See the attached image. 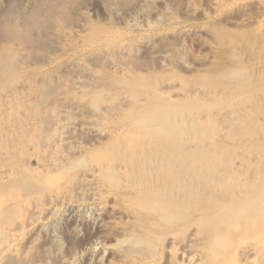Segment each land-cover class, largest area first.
<instances>
[{
    "label": "rangeland",
    "instance_id": "obj_1",
    "mask_svg": "<svg viewBox=\"0 0 264 264\" xmlns=\"http://www.w3.org/2000/svg\"><path fill=\"white\" fill-rule=\"evenodd\" d=\"M28 1L19 16L35 0ZM205 2L47 0L50 16L42 20L36 12L26 31L16 27L12 35L2 32L3 12L10 19L18 0H0V232L12 228L22 254L4 264H214V257L264 264V241H256L264 228V27L239 30L224 22L256 14L250 2L209 23L199 15ZM57 124L75 146H56ZM35 155L52 156L53 164L32 171ZM85 176L93 194L70 193L65 204H45L46 195L68 191L73 179ZM34 206L47 223L18 229ZM198 216L205 224L196 225Z\"/></svg>",
    "mask_w": 264,
    "mask_h": 264
},
{
    "label": "bare ground",
    "instance_id": "obj_2",
    "mask_svg": "<svg viewBox=\"0 0 264 264\" xmlns=\"http://www.w3.org/2000/svg\"><path fill=\"white\" fill-rule=\"evenodd\" d=\"M13 1H15V0H13ZM51 1H54V0H51ZM61 1V0H60ZM100 1V0H99ZM107 1V3L108 2H112V0H106ZM130 1V0H129ZM169 1V0H168ZM198 1V0H197ZM17 2V1H16ZM32 2V1H31ZM65 2V1H64ZM121 2V1H120ZM119 2V3H120ZM136 2V1H135ZM200 2V1H199ZM246 2H248V5H249V2H250V4H251V6H255V10H256V14H249V13H247V14H243V13H241L240 15H242V16H240L239 18H237V19H232V20H224V22L226 23V25H230V26H232V27H234L235 29H242V28H245V27H248V26H250L251 27V25H255L254 27H264V0H206V7L204 8V6H203V8L204 9H201L200 8V11H199V15H200V18H202V19H204V20H206V21H209V19H211L210 21H212V18H211V16H213V17H217V15L218 16H220L219 18H220V20H221V15L222 14H224V16H225V14H227V13H229V12H232L233 11V8H237V10H239L240 8H244V6H247V5H245V3ZM6 3V2H5ZM29 1L28 0H18V3H16V6H14V7H16L17 8V10H16V12L15 13H13V15L11 16H9L10 17V19H8L7 18V11L4 13L2 10V12H3V15H4V18L5 19H1V21H3V24H7L6 25V27H3V28H5L4 30H2L3 28H1V30H2V32L3 31H7L8 32V30H10L11 29V33H12V30H13V33H14V31L15 30H17V28L19 27V28H23V29H25V31L28 29V20L29 21H32V20H30V19H32V17L36 14V12H38V17H41V19L42 18H45L46 17V15L47 16H50L48 13L49 12H47V10L49 9H47V4L48 3H50V2H48L47 3V0H35L34 2H32L31 4H33L32 6H31V8L29 9V10H24L25 11V13H20V16H22V17H20L19 16V14H18V10H21V8L23 9L24 7H26V5H29ZM202 3V2H201ZM8 4V3H7ZM51 4H53V2L51 3ZM191 4V3H190ZM190 4H188V6H185L187 9H186V11H188L190 8H191V6H189ZM0 5H2V4H0ZM5 5V4H4ZM15 5V4H14ZM50 5V4H49ZM54 5V4H53ZM119 5V4H118ZM132 5V4H131ZM140 5V4H139ZM183 5V4H182ZM181 5V6H182ZM45 6H46V8H45ZM52 6V5H51ZM123 6V5H122ZM126 6H127V4H126ZM149 6V5H148ZM250 6V5H249ZM12 7V6H11ZM124 7H125V5H124ZM248 7V6H247ZM8 8V7H7ZM15 8V9H16ZM45 8V9H44ZM148 8V7H147ZM246 8V7H245ZM4 9H6V8H4ZM8 9H10L11 10V8L9 7ZM7 9V10H8ZM13 9V8H12ZM144 9V8H143ZM247 9V8H246ZM254 9V8H253ZM163 10V9H162ZM236 9H235V11H237ZM241 10V9H240ZM5 11V10H4ZM12 11V10H11ZM11 11H9L8 10V12H11ZM51 11V14L52 13H54L53 12V10H50ZM55 11V10H54ZM78 11H79V9H78ZM132 11V10H131ZM241 11H244L243 9L241 10ZM2 12H0V13H2ZM13 12V11H12ZM21 12V11H20ZM138 12V11H137ZM181 11L179 10V13H180ZM189 12H191L190 10H189ZM238 12H240V11H238ZM237 12V13H238ZM250 12V11H249ZM254 12V11H253ZM253 12H250V13H253ZM69 13V12H68ZM141 13V12H140ZM233 13V12H232ZM244 13H246V12H244ZM138 14V13H137ZM144 14V13H143ZM142 14V15H143ZM147 14V13H146ZM150 14V13H149ZM1 15V14H0ZM3 15H1L2 17H3ZM25 15L27 16V17H25ZM76 15V14H75ZM128 15V14H127ZM77 16V15H76ZM124 16H125V14H124ZM143 16H146V15H143ZM230 16H232V17H234V14H230ZM229 16V17H230ZM239 16V15H238ZM56 17V16H55ZM83 17V16H82ZM81 17V18H82ZM132 17V16H131ZM130 17V18H131ZM193 17V16H192ZM199 17V16H198ZM22 18V19H21ZM57 18V17H56ZM222 18H224L223 16H222ZM226 18H228V17H226ZM226 18H224V19H226ZM21 19V20H20ZM39 19V18H38ZM75 19V18H74ZM83 19H85V18H83ZM43 20V19H42ZM76 20V19H75ZM79 20V19H78ZM149 20V19H148ZM223 20V19H222ZM210 21H209V23H210ZM217 21H219V19L217 20ZM44 22V21H43ZM221 21H219V23H220ZM224 22H222V23H224ZM1 23V22H0ZM9 23H12V24H9ZM35 23H36V21H35ZM44 23H46V22H44ZM146 23H147V21H146ZM213 23H215V22H212V24ZM221 23V24H222ZM30 24V23H29ZM43 24V23H42ZM217 24V23H216ZM2 25V24H1ZM32 25V24H31ZM40 25V24H39ZM48 25V24H47ZM46 25V26H47ZM49 25H51V24H49ZM143 25H144V23H143ZM142 25V26H143ZM205 25V24H204ZM207 25H210V24H207ZM219 25V24H218ZM3 26V25H2ZM69 26V25H68ZM73 26V25H72ZM215 26V25H214ZM8 27H11V28H8ZM17 27V28H16ZM74 27V26H73ZM205 27V26H204ZM208 27V26H207ZM29 28H32V27H29ZM194 28V27H193ZM252 28H253V26H252ZM52 29V28H51ZM63 29H64V27H63ZM65 29H68V28H66L65 27ZM198 29V28H197ZM250 29V28H249ZM254 29V28H253ZM258 29V28H257ZM256 29V30H257ZM19 30V29H18ZM21 30V29H20ZM35 30V29H34ZM251 30V29H250ZM38 30H36V32H37ZM249 31V30H248ZM252 31V30H251ZM255 31V30H254ZM17 32V31H16ZM23 32H24V30H23ZM35 32V31H34ZM201 32V31H200ZM199 32V33H200ZM206 32H207V30H206ZM242 32V31H241ZM247 32V31H246ZM250 32V31H249ZM257 32H259V31H257ZM10 33V34H11ZM13 33H12V35H13ZM28 33V32H27ZM195 33V32H194ZM1 34H3V33H1ZM4 34H6V36H8L9 37V35H7L8 33H6V32H4ZM45 34V33H44ZM49 34V33H48ZM197 34H198V32H197ZM204 34V33H203ZM245 34H247V33H245ZM16 35V34H15ZM29 35V34H28ZM46 35H47V33H46ZM51 35V34H50ZM59 35V34H58ZM208 35H209V33H208ZM5 36V37H6ZM11 36V35H10ZM21 36V35H20ZM48 36V35H47ZM253 36V35H252ZM257 36V35H256ZM2 37V36H1ZM13 37V36H12ZM16 37V36H15ZM26 37V36H25ZM43 37V36H42ZM209 37H211V36H209ZM21 38V37H20ZM30 38V37H29ZM34 38V37H33ZM1 39V38H0ZM7 39H9V38H7ZM6 39V40H7ZM16 39V38H15ZM36 39V38H35ZM38 39V38H37ZM11 40H13V38H11ZM217 40V39H216ZM9 41V40H8ZM7 41V42H8ZM16 41H18V39H16ZM24 41V40H23ZM26 41H27V39H26ZM26 41H24V42H26ZM158 41V40H157ZM172 41V40H171ZM219 41V40H218ZM2 42H3V39H2ZM20 42H22V38H21V40H20ZM216 42V41H215ZM255 42V41H254ZM13 43V42H12ZM19 43V42H18ZM23 43V42H22ZM29 43V42H28ZM42 43V42H41ZM204 43H206V42H204ZM9 45L11 44V43H8ZM21 45V44H20ZM23 45V44H22ZM33 45V44H32ZM46 45V44H45ZM7 46V45H6ZM13 46V45H12ZM27 47L29 46L28 44L26 45ZM34 46V45H33ZM32 46V47H33ZM5 47V46H4ZM39 47V46H38ZM252 47H253V45H252ZM3 48V47H2ZM23 48V47H22ZM148 49V48H147ZM7 50V49H6ZM5 50V51H6ZM120 50V49H119ZM122 50V49H121ZM120 50V51H121ZM206 50V49H205ZM3 51V50H2ZM116 51V50H115ZM140 51V50H139ZM156 52V51H155ZM2 53H4V51L2 52ZM6 53V52H5ZM117 53H119V52H117ZM116 53V54H117ZM121 53V52H120ZM126 53V52H125ZM141 53V52H140ZM168 53V52H167ZM173 53V52H172ZM260 53V52H259ZM7 54V53H6ZM115 54V53H114ZM115 54V55H116ZM8 55L9 54H7L6 56L8 57ZM38 55V54H37ZM125 55V54H124ZM116 56H120V55H116ZM0 57H2V56H0ZM3 57H5V56H3ZM17 57V56H16ZM163 57V56H162ZM116 58H118V57H116ZM137 58V57H136ZM135 58V59H136ZM12 59V58H11ZM21 59V58H20ZM119 59V58H118ZM152 59V58H151ZM120 60V59H119ZM124 60H125V58H124ZM137 60V59H136ZM143 60H145V59H143ZM168 60V59H167ZM36 61V60H35ZM108 61V60H107ZM146 61V60H145ZM155 61H157V60H155ZM1 62H3V61H1ZM127 61L125 60V61H123V63H126ZM129 62V61H128ZM159 62V61H158ZM177 62V61H176ZM13 63V62H12ZM107 63V62H106ZM108 63H109V61H108ZM117 63V62H116ZM122 63V62H121ZM140 63V62H139ZM155 63V62H154ZM178 63V62H177ZM111 64V63H110ZM160 64V63H159ZM183 64V63H182ZM6 65H8V64H6ZM13 65V64H12ZM121 65V64H120ZM126 65V64H125ZM118 66V65H117ZM121 66H123L124 67V64L123 65H121ZM139 66V65H138ZM185 66V65H184ZM2 67V66H1ZM0 67V68H1ZM8 67V66H7ZM10 67V66H9ZM109 67V66H108ZM116 67V66H115ZM114 67V68H115ZM155 67H157V66H155ZM117 68V67H116ZM125 68V67H124ZM109 69V68H108ZM119 69H120V66H119ZM183 69V68H182ZM125 70V69H124ZM115 71V70H114ZM1 72V71H0ZM86 72V71H85ZM121 72H122V70H121ZM124 72V71H123ZM122 72V73H123ZM81 73V72H80ZM121 73V74H122ZM6 80V79H5ZM66 80V79H65ZM20 83V82H19ZM18 83V84H19ZM65 83V82H64ZM83 83V82H82ZM57 84H58V82H57ZM173 84V83H172ZM26 85V84H25ZM184 85V84H183ZM13 86V85H12ZM24 86V85H23ZM27 87V86H26ZM164 87V86H163ZM161 88V87H160ZM185 88V87H184ZM16 90H17V88H16ZM4 91V90H3ZM53 91V90H52ZM190 91V90H189ZM199 91V90H198ZM198 91H197V93H198ZM17 92V91H16ZM7 94H8V92H7ZM182 94V93H181ZM243 94V93H242ZM198 96V95H197ZM10 97V96H9ZM99 97V96H98ZM169 97V96H168ZM4 98V97H3ZM220 99V98H219ZM36 100V99H35ZM43 100V99H42ZM62 100V99H61ZM215 100V99H214ZM64 101V100H63ZM123 101V100H122ZM142 101V100H141ZM221 101V100H220ZM125 102V101H124ZM37 103H38V101H37ZM120 103V102H119ZM127 103V102H126ZM63 104V103H62ZM176 104V103H175ZM173 107V106H172ZM209 108V107H208ZM62 109V108H61ZM110 109V108H109ZM114 109H115V107H114ZM183 110V109H182ZM181 110V111H182ZM66 111V110H65ZM184 111V110H183ZM128 112H130V111H128ZM73 113H75V112H73ZM78 113H80V112H78ZM50 114H52V113H50ZM59 114V113H58ZM68 114V113H67ZM152 114V113H151ZM48 114H46V116H47ZM54 115V114H53ZM56 115H57V113H56ZM65 115V114H64ZM69 115V114H68ZM135 115H137V114H135ZM180 115V114H179ZM52 116V115H51ZM74 115L72 114V117H73ZM130 116V115H129ZM138 116V115H137ZM40 117V116H39ZM45 117V116H44ZM65 117H66V115H65ZM64 117V118H65ZM78 117V116H77ZM133 117H134V114H133ZM142 117V116H141ZM141 117H139V118H141ZM59 118V117H58ZM48 119V118H47ZM51 119V118H50ZM65 119H67V118H65ZM138 119V118H137ZM172 119V118H171ZM3 120V119H2ZM64 120V119H63ZM57 121H58V119H57ZM128 121V120H127ZM136 121V120H135ZM138 121V120H137ZM73 122V121H72ZM82 122V121H81ZM90 122V121H89ZM125 122V121H124ZM130 122V121H129ZM133 122V121H132ZM175 122V121H174ZM258 122V121H257ZM39 123H41V122H39ZM58 123V122H57ZM74 123V122H73ZM259 123V122H258ZM42 124V123H41ZM78 124V123H77ZM89 124V123H88ZM93 125H94V123H92ZM60 125V124H59ZM75 124H73V126H74ZM83 125V124H82ZM81 125V126H82ZM85 126L87 125V124H84ZM54 126V125H53ZM52 126V127H53ZM66 126V125H65ZM68 126H70L69 124H68ZM77 126V125H76ZM80 126V125H79ZM79 126H78V128H79ZM80 126V127H81ZM92 126V125H91ZM137 126V125H136ZM191 126V125H190ZM193 126V125H192ZM42 127H44V126H42ZM48 127V126H47ZM64 127V126H63ZM63 127L62 126H59L58 127V124H57V128H56V130H55V134H56V138H58V144L56 145V144H54V145H56L57 147H59V146H65V147H69V146H75L74 145V142L72 143V145H69V144H71V143H69L68 141H66V139H63L62 138V134H64V131H62L63 130ZM71 127V126H70ZM124 127V126H123ZM65 128V127H64ZM73 128V127H72ZM72 128H70V129H72ZM86 128V127H85ZM40 129H41V126H40ZM70 129H67L68 131H70ZM75 129V128H74ZM42 130V129H41ZM66 130V131H67ZM83 130H84V128H83ZM86 130V129H85ZM117 130V129H116ZM194 130V129H193ZM73 131V130H72ZM78 132V131H77ZM260 132V131H259ZM42 133H44V132H41V134ZM66 135L68 134V133H65ZM64 134V135H65ZM74 134V133H73ZM133 134V133H132ZM151 134V133H150ZM69 135H70V133H69ZM116 135V134H115ZM118 135V134H117ZM254 135H256V134H254L253 133V136ZM41 136V135H40ZM44 136V135H43ZM120 136H122L121 134H120ZM119 136V137H120ZM182 136H183V138H187V137H189V133L188 132H183V134H182ZM71 137V136H70ZM70 137H68V138H70ZM73 137V136H72ZM77 137V136H76ZM118 137V138H119ZM132 137V136H131ZM100 138V137H99ZM50 139V138H49ZM54 139V138H53ZM52 139V140H53ZM87 139V138H86ZM93 139V138H92ZM91 139V140H92ZM252 139V138H251ZM43 140V139H42ZM47 140H48V138H47ZM55 140V139H54ZM109 140V139H108ZM113 140V139H112ZM124 140H128V139H125L124 138ZM73 140H71L70 142H72ZM76 141H78V140H76ZM76 141H75V143H76ZM115 141V140H114ZM140 141V140H139ZM44 142V141H43ZM49 142H51V141H49ZM60 142H65V143H63V144H60ZM101 142V141H100ZM110 142H112L111 140H110ZM126 142V141H125ZM164 142V141H163ZM169 142V141H168ZM46 143H47V141H46ZM53 143V142H52ZM56 143V142H55ZM103 143V142H102ZM109 143V142H108ZM117 143H118V140H117ZM165 143V142H164ZM38 144H39V142H38ZM51 144V143H50ZM77 144H79L78 142H77ZM106 144V143H105ZM137 144H139V143H137ZM37 145V144H36ZM42 145H44V144H41V148H42ZM52 145V144H51ZM68 145V146H67ZM94 145V144H93ZM50 146V145H49ZM90 146V145H89ZM91 146H92V144H91ZM101 146V145H100ZM104 146V145H103ZM110 146V145H109ZM128 146V145H127ZM13 147H14V145H13ZM37 147V146H36ZM39 147V146H38ZM99 147V146H98ZM137 147V146H136ZM144 147V146H143ZM14 148H16V147H14ZM34 148V147H33ZM32 148V149H33ZM47 148V147H46ZM50 148V147H49ZM62 148V147H61ZM69 148H71V147H69ZM140 148H142V147H140ZM65 149V148H64ZM99 149V148H98ZM98 149L96 150V151H98ZM101 149V148H100ZM202 149V148H201ZM48 150V149H47ZM47 150H45V151H43V152H46ZM51 150H53L52 148H51ZM76 150V149H75ZM113 150V149H112ZM121 150V149H120ZM142 150V149H141ZM54 151H56V150H54ZM57 151H58V149H57ZM56 151V152H57ZM61 151V150H60ZM65 152H66V150H64ZM104 151V150H103ZM102 151V152H103ZM202 151V150H201ZM85 152V151H84ZM83 152V153H84ZM127 152H128V150H127ZM135 152V151H134ZM53 153H55V152H53ZM67 153V152H66ZM77 153H78V151H77ZM89 153V152H88ZM94 153V152H93ZM51 154H52V152H51ZM58 154V153H57ZM57 154H55V156L57 155ZM60 154H62V153H60ZM72 154V153H71ZM74 154V153H73ZM72 154V155H73ZM76 154V153H75ZM104 154V153H103ZM52 155H54V154H52ZM62 155H66V154H62ZM67 155H69V154H67ZM66 155V156H67ZM91 155H92V157L91 158H95V156H96V154H92L91 153ZM95 155V156H94ZM107 155V154H106ZM126 155V154H125ZM36 156V155H35ZM44 156H45V154H44ZM51 156V155H50ZM49 156V157H50ZM55 156H54V158H55ZM58 156V155H57ZM56 156V157H57ZM66 156H64V157H66ZM70 156V155H69ZM89 155H87V157H88ZM103 156H105V155H103ZM27 157V156H26ZM41 157V156H40ZM52 157V156H51ZM51 157L50 158H48L47 156L46 157H41V158H37V156L35 157V165H36V167L34 168V167H32L31 166V170L32 171H35L34 169H46L49 165H50V163H52L53 164V161L51 160ZM61 157V156H60ZM63 157V158H64ZM71 157V156H70ZM84 157V156H83ZM90 157H88V158H90ZM98 156H96V158H97ZM258 157V156H257ZM95 158V159H96ZM143 158V157H142ZM34 159V158H33ZM32 159V160H33ZM31 160V161H32ZM93 160V159H92ZM143 160V159H142ZM145 160V159H144ZM185 160V159H184ZM188 160V159H187ZM25 161V160H24ZM55 161V160H54ZM65 161V160H64ZM23 162V161H22ZM56 162V161H55ZM60 162H63V160L62 161H60ZM90 162H93V161H90ZM26 163H28V162H26ZM30 163V162H29ZM79 163V162H78ZM33 164V163H32ZM55 164V163H54ZM63 164V163H62ZM28 165V164H27ZM104 165V164H103ZM102 165V166H103ZM53 166V165H52ZM51 167V166H50ZM78 167V166H77ZM28 168H29V166H28ZM106 168V167H105ZM139 168V167H138ZM23 169V168H22ZM53 169V168H52ZM65 169V168H64ZM102 169V168H101ZM100 169V170H101ZM141 169V168H140ZM73 170V169H72ZM102 171V170H101ZM149 171V170H148ZM79 173V172H78ZM98 173V172H97ZM85 175V174H84ZM146 175H147V173H146ZM253 175V174H252ZM50 176V175H49ZM88 176V175H87ZM87 176H85L86 178H87ZM256 176H259V175H256ZM263 176V175H262ZM264 177V176H263ZM77 178V177H76ZM80 178V177H79ZM73 179L72 181H71V189L70 190H63V191H61V192H58V193H53L54 195H46V201H45V204L46 205H51V204H53V203H55L56 202V204L57 205H60V204H65V202H67V199L69 198V194L71 193L72 195L74 194L75 196H77V197H79L80 195H82L85 191H89V193H92L93 191H94V188L91 186V184H90V182H89V179L87 180V179ZM149 179V178H148ZM43 180V183H44V185L45 186H43V187H46V189H47V177H45V178H43L42 179ZM257 180V179H256ZM40 181V180H39ZM234 181H235V179H234ZM253 181V180H252ZM143 182V181H142ZM145 182V181H144ZM32 183V182H31ZM38 183V182H37ZM92 183V182H91ZM110 183V182H109ZM251 183V182H250ZM41 184V183H40ZM94 184V183H93ZM14 185V184H13ZM220 185V184H219ZM245 185V184H244ZM249 185V184H248ZM256 185V184H255ZM254 185V186H255ZM242 186H243V184H242ZM252 186H253V184H252ZM258 186V185H257ZM260 186V185H259ZM22 187H24L23 189H27V190H30L31 188H28L27 187V183L24 185V186H22ZM216 187V186H215ZM245 187V186H244ZM248 187V186H247ZM260 187H262V184H261V186ZM12 188V187H11ZM250 188V187H249ZM253 188V187H252ZM256 189H257V187H255ZM218 189H220V188H218ZM241 189H244V188H241ZM240 189V190H241ZM248 189V188H247ZM255 189V190H256ZM214 190V189H213ZM258 190V189H257ZM256 190V191H257ZM263 190V189H262ZM219 191V190H218ZM248 191V193H249V190H247ZM253 192H254V190H252ZM255 191V192H256ZM260 191V190H259ZM264 191V190H263ZM47 192V191H46ZM45 192V193H46ZM54 192V191H53ZM252 192V193H253ZM254 192V193H255ZM44 193V192H43ZM253 193V194H254ZM257 193V192H256ZM68 194V195H67ZM93 194V193H92ZM239 194V193H238ZM242 194V193H241ZM252 194V195H253ZM259 194V193H258ZM44 195V194H43ZM86 195V194H85ZM96 195H97V193H96ZM244 195V194H243ZM256 195V194H255ZM254 195V196H255ZM261 195H262V193H261ZM87 197H89L88 195H86ZM104 196V195H103ZM233 196V195H232ZM242 196V195H241ZM247 196V195H246ZM77 197H76V199H77ZM85 196L83 195V198H84ZM231 197V196H230ZM239 197V196H238ZM250 197V196H249ZM248 197V198H249ZM253 197V196H252ZM256 198H257V196H255ZM21 200H23V197H19ZM45 198V197H44ZM80 198H81V196H80ZM232 198V197H231ZM235 198V197H234ZM248 198H247V200H248ZM33 199V198H32ZM242 199V198H241ZM252 199H254V198H252ZM35 200V199H34ZM74 200V199H73ZM80 200V199H79ZM95 200V199H94ZM94 200H93V202H94ZM232 200V199H231ZM240 200V199H239ZM249 200H250V198H249ZM44 201V200H43ZM55 201V202H54ZM238 201V200H237ZM246 201V200H245ZM99 202V201H98ZM107 202V201H106ZM105 202V203H106ZM189 202V201H188ZM247 202V201H246ZM35 203V202H34ZM102 203H104V202H102ZM108 203V202H107ZM214 203V202H213ZM238 203H240V202H238ZM238 203H235V204H238ZM244 203V202H243ZM209 204V203H208ZM215 204V203H214ZM223 204V203H222ZM234 204V208L236 207V205ZM44 205V204H43ZM210 205V204H209ZM239 205V204H238ZM256 205V204H255ZM32 206H33V204H32ZM36 206V205H35ZM35 206H34V208L33 209H31L30 211H29V213L27 214V217L24 219L25 221H23L22 222V220H19V222H18V224L16 225V226H18V229H19V227L21 228V227H31V226H34V225H38L39 224V226H40V224H46V223H44L45 221H47V216L45 217V216H42V217H39V214H40V210H37V209H35ZM78 206V205H77ZM103 206H104V204H103ZM109 206V205H108ZM261 206H263V205H261ZM38 207V206H37ZM62 207V206H61ZM228 207V206H227ZM231 207V206H230ZM229 207V208H230ZM4 208H5V205L2 207L1 205H0V211L1 210H4ZM27 208V207H26ZM67 208V207H66ZM108 208V207H107ZM111 208V207H110ZM198 208V207H197ZM208 208V207H207ZM226 207H224V208H222V209H224L225 210V212H226V210L228 209H225ZM51 209V208H50ZM69 209H71L70 207H69ZM68 209V210H69ZM75 209H76V207H75ZM109 209V208H108ZM128 209V208H127ZM200 209V208H199ZM201 209H203V208H201ZM204 209H206L205 207H204ZM209 209V208H208ZM207 209V210H208ZM231 209V208H230ZM251 209V208H250ZM24 210V209H23ZM27 210H28V208H27ZM63 210V209H62ZM84 210V209H83ZM115 210V209H114ZM211 210V209H210ZM209 210V211H210ZM213 210V209H212ZM231 210H233V208L231 209ZM256 210V209H255ZM255 210H253V211H255ZM264 210V209H263ZM262 210V211H263ZM7 211V210H6ZM47 211V210H46ZM52 211V210H51ZM58 211V210H57ZM70 211V210H69ZM223 211V210H222ZM227 211H229V210H227ZM251 211V210H250ZM259 211H261V209H259ZM258 211V212H259ZM261 211V212H262ZM23 212V211H22ZM25 212V211H24ZM107 212H109V211H107ZM118 212V211H117ZM193 212V211H192ZM201 212H203L202 210H201ZM207 212V211H206ZM216 212V211H215ZM224 212V213H225ZM230 212V211H229ZM232 212V211H231ZM234 212V211H233ZM246 212H247V210H246ZM245 212V214H248V219H249V211L246 213ZM252 212V211H251ZM257 212V213H258ZM13 213V212H12ZM11 213V214H12ZM53 213V212H52ZM110 213V212H109ZM108 213V214H109ZM216 213H218V212H216ZM220 214L221 213H223V212H219ZM218 213V214H219ZM227 213V212H226ZM225 213V214H226ZM253 213V212H252ZM14 214V213H13ZM15 214H17V213H15ZM104 214V213H103ZM117 214V213H116ZM120 214V213H119ZM229 213H227V215H228ZM235 214V213H234ZM237 214V213H236ZM236 214H235V216H236ZM241 214V213H240ZM244 214V215H245ZM251 214V213H250ZM256 214V212H254V214L253 215H255ZM260 214V213H259ZM259 214H257L256 216L258 217V215ZM25 215V214H24ZM44 215H46V213L44 212ZM111 215V214H110ZM216 216V217H213L214 219H216L217 220V214H213V216ZM222 215V214H221ZM220 215V216H221ZM244 215H243V217H244ZM12 216V215H11ZM53 216V215H52ZM66 216V215H65ZM113 216V215H112ZM115 216V215H114ZM119 216V215H118ZM117 216V217H118ZM121 216V215H120ZM211 216V215H210ZM225 217H226V215H224ZM224 216H222V217H224ZM229 216H230V214H229ZM228 216V217H229ZM238 216H239V212H238ZM251 216H252V214H251ZM256 216H254L255 218H257ZM260 216V215H259ZM6 217H7V215H6ZM25 217V216H24ZM86 217V216H85ZM141 217V216H140ZM167 217V216H166ZM173 217V216H172ZM199 217V216H198ZM202 217V216H201ZM227 217V218H228ZM253 217V218H254ZM50 218V217H49ZM110 218V217H109ZM108 218V219H109ZM197 218V217H196ZM203 218H205V217H203ZM210 218V217H209ZM209 218H208V221H206L207 223L209 222V223H211L210 222V220H209ZM213 218H211V221L213 222ZM232 220H234V219H236V218H234L233 217V215H232V217H230ZM229 218V219H230ZM234 218V219H233ZM240 218V217H239ZM244 218H247L246 216L244 217ZM244 218H242V219H244ZM253 218H252V220H253ZM74 219V218H73ZM103 219V218H102ZM115 219H116V217H115ZM118 219V218H117ZM200 219H202V218H200L199 217V221H198V219H196L197 221H198V223L196 222V220H195V222L197 223L196 225H198L199 223H201L200 221ZM219 219H221V218H218V220ZM225 219V218H224ZM223 219V220H224ZM13 220V219H12ZM79 220H80V218H79ZM111 220V219H110ZM110 220H108V221H110ZM207 220V219H206ZM215 220V221H216ZM225 220H227V219H225ZM256 220V219H255ZM259 220V219H258ZM49 221V220H48ZM221 221V220H220ZM219 221V222H220ZM5 222V221H4ZM3 222V223H4ZM62 222V221H61ZM111 222V221H110ZM118 222V221H117ZM202 222H203V219H202ZM218 222V221H217ZM216 222V223H217ZM229 222V221H228ZM260 222V221H259ZM12 223H14V222H12ZM11 223V224H12ZM107 223V222H106ZM115 223V222H114ZM193 223V222H192ZM192 223H190L189 225H191ZM204 223V222H203ZM208 223V224H209ZM215 223V222H214ZM214 223H212V225H216V223L214 224ZM224 223V222H223ZM10 224V225H11ZM16 224V223H15ZM108 224V223H107ZM205 224V223H204ZM208 224H206V225H204L206 228L208 227L207 225ZM220 224V223H219ZM218 224V225H219ZM222 224V223H221ZM77 225V224H76ZM114 225V224H113ZM200 225H202V223L200 224ZM212 225H210L211 226V230L212 229H214V227L212 226ZM14 226V225H13ZM15 226V227H16ZM193 226H194V224H193ZM209 226V227H210ZM217 226V225H216ZM222 226V225H221ZM231 226V225H230ZM257 226V225H256ZM255 226V227H256ZM108 227H109V224H108ZM113 227V226H112ZM152 227V226H151ZM196 227V226H195ZM203 227V226H202ZM213 227V228H212ZM219 227V226H218ZM217 227V228H218ZM235 225H234V227H233V231H232V233L233 232H235L234 230H235ZM14 228V227H13ZM34 227H32V229H33ZM35 228H36V226H35ZM34 228V229H35ZM116 228H117V226H116ZM200 229H202L201 227H199ZM198 228V229H199ZM216 228V229H217ZM229 228V227H228ZM245 228V227H244ZM263 228V225H262V227H261V230H262V232H257L258 233V236H256V241H258V240H260V241H264L263 240V238H264V228ZM10 230H9V232H7V231H5V232H0V235H4V236H0V264H4V259L5 258H7V257H17L18 256V258H19V256H21L22 254H21V251H20V249L18 250V245H17V239H19V235H17V234H15L14 233V231H12L13 229L12 228H9ZM22 229V228H21ZM30 229V228H29ZM28 229V230H29ZM119 229V228H118ZM182 229V228H181ZM199 229V230H200ZM207 229H210V228H207ZM116 231V229H113V231ZM119 230H121V229H119ZM186 230V229H185ZM188 230V229H187ZM245 230H247V229H245ZM0 231H2V230H0ZM32 231V230H31ZM181 231H183V230H179L178 232H181ZM198 231V230H197ZM209 231V230H208ZM11 232H13V233H11ZM27 232V231H26ZM111 232V231H110ZM176 233H177V231H175ZM212 232V231H211ZM211 232L209 233V235L211 234ZM214 232V231H213ZM24 233V232H23ZM206 233V232H205ZM208 233V232H207ZM206 233V234H207ZM217 233V232H216ZM5 234H8V235H5ZM29 234H31V232L29 233ZM29 234H28V238H29ZM33 234V233H32ZM110 234V233H109ZM112 234V233H111ZM174 234V233H173ZM198 235H199V233H197ZM196 234V235H197ZM218 234V233H217ZM26 234L24 233V236H25ZM113 235V234H112ZM181 235H183V232H182V234ZM180 235V236H181ZM197 235V236H198ZM221 235V234H220ZM228 235V234H227ZM244 235H245V232H244ZM243 235V236H244ZM256 235V234H255ZM27 236V235H26ZM25 236V237H26ZM132 236V235H131ZM226 236V235H225ZM242 236V237H243ZM254 236V235H253ZM120 237H122V235L120 236ZM176 237V236H175ZM208 237V236H207ZM219 237V236H218ZM247 237H250V236H247ZM257 237H259V239L257 238ZM20 238H21V236H20ZM30 238H31V235H30ZM112 238H113V236H112ZM111 238V239H112ZM128 238V237H127ZM127 238H124L126 241H127ZM194 238H196V237H194ZM246 238V237H245ZM114 239V238H113ZM136 240H137V238H135ZM247 239V238H246ZM253 239H255L254 237H253ZM258 239V240H257ZM22 240H24V239H22ZM122 240H123V238H122ZM129 240V239H128ZM132 240H134V239H132ZM227 240V239H226ZM238 240V238L236 237V241ZM243 240H244V238H243ZM242 240V238H241V242L243 241ZM94 241V240H93ZM103 241V240H102ZM110 241V240H109ZM114 241V240H113ZM119 241V240H118ZM135 241V240H134ZM205 241H207V240H205ZM239 241V240H238ZM238 241H237V243H238ZM247 240H245V242H246ZM252 241V240H251ZM251 241H247V242H251ZM256 241H255V243H256ZM259 241V242H260ZM30 242V241H29ZM116 242V241H115ZM209 242V241H208ZM230 242V241H229ZM233 242L235 243V241L233 240ZM241 242L240 243H238V244H241ZM91 243V242H90ZM135 243V242H134ZM207 243V242H206ZM254 243V244H255ZM27 244V243H26ZM136 244V243H135ZM204 244V247H206L205 246V243H203ZM237 244V245H238ZM242 244H243V242H242ZM257 244V243H256ZM255 244V245H256ZM259 245H260V243H258ZM261 244H264V243H261ZM29 245V244H28ZM93 245V244H92ZM248 245V244H247ZM259 245H257V246H259ZM22 246V245H21ZM27 246V245H26ZM169 246V245H168ZM185 246V245H184ZM241 246V245H240ZM239 246V247H240ZM249 246V245H248ZM254 246V245H253ZM28 248H29V246H28ZM28 248H27V250H28ZM110 248V247H109ZM182 248V247H181ZM223 248V247H222ZM238 248V247H237ZM127 249V248H126ZM185 248H183V249H181V251L182 252H185V250H184ZM219 249H221V248H219ZM170 250V249H169ZM197 250H198V248H197ZM240 250V249H239ZM254 250V249H253ZM252 250V251H253ZM20 251V252H19ZM29 251V250H28ZM27 251V252H28ZM33 251V250H32ZM233 251V250H232ZM234 251H236V250H234ZM238 251V250H237ZM236 251V252H237ZM251 251V252H252ZM30 252V251H29ZM109 252V251H108ZM206 252V251H205ZM205 252H204V254H205ZM235 252V253H236ZM257 252H259V251H257ZM187 253V252H186ZM199 253V252H198ZM201 253V252H200ZM231 253V252H230ZM254 253V252H253ZM261 253V252H260ZM24 254V253H23ZM164 254V253H163ZM167 254V253H166ZM228 254V253H227ZM232 254H233V252H232ZM255 254V253H254ZM29 255V254H28ZM34 255V254H33ZM84 255V254H83ZM165 255V254H164ZM175 255H176V253H175ZM234 255V254H233ZM238 255V254H237ZM244 255H245V253H244ZM256 256H257V253L255 254ZM254 255V256H255ZM23 256H25V255H23ZM31 256V255H30ZM127 256V255H126ZM194 256V255H193ZM230 256V255H229ZM241 256V255H240ZM253 256V255H252ZM107 257V256H106ZM108 257H109V255H108ZM198 257V256H197ZM200 257V256H199ZM231 257V256H230ZM249 257V256H248ZM247 257V258H248ZM110 258H112V257H110ZM208 258H209V256H208ZM211 258H212V256H211ZM247 258H246V260H247ZM251 258H253V257H251ZM7 259H9V258H7ZM14 259V258H13ZM17 259V258H16ZM163 259H164V257H163ZM191 259H193V258H191ZM196 259V258H195ZM231 259V258H230ZM237 259V258H236ZM235 259V260H236ZM249 259V258H248ZM12 260V259H11ZM10 260V261H11ZM111 260V259H110ZM109 260V261H110ZM202 260V259H201ZM211 260V259H210ZM209 260V261H210ZM250 260V259H249ZM260 260V259H259ZM6 261H8V260H6ZM5 261V262H6ZM9 261V262H10ZM14 261V260H13ZM19 262H20V260H18ZM17 261V262H18ZM35 261H37V260H35ZM164 261V260H163ZM214 261L215 262H213L214 264H225V257H214ZM227 261V260H226ZM242 261V260H241ZM251 261V260H250ZM12 262V261H11ZM18 262V263H19ZM29 262H30V260H29ZM236 262H238L237 260H236ZM247 262V261H246ZM245 262V263H246ZM8 263V262H7ZM46 263V262H45ZM105 263V262H104ZM150 263V262H149ZM155 263V262H154ZM188 263V262H187ZM209 263V262H208ZM229 263V262H228ZM243 263V262H242ZM245 263H243V264H245ZM252 263V262H251ZM9 264V263H8ZM13 264H15V263H13ZM20 264V263H19ZM28 264V263H27ZM34 264V263H33ZM36 264V263H35ZM167 264V263H166ZM172 264V263H171ZM212 264V263H211ZM233 264V263H232ZM256 264V263H255ZM260 264V263H259ZM262 264V263H261Z\"/></svg>",
    "mask_w": 264,
    "mask_h": 264
}]
</instances>
